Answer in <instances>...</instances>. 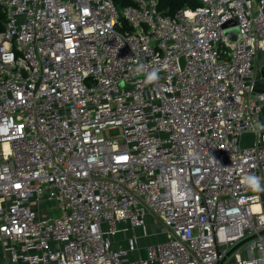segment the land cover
<instances>
[{
	"label": "built area",
	"instance_id": "1",
	"mask_svg": "<svg viewBox=\"0 0 264 264\" xmlns=\"http://www.w3.org/2000/svg\"><path fill=\"white\" fill-rule=\"evenodd\" d=\"M0 11V264H264V0Z\"/></svg>",
	"mask_w": 264,
	"mask_h": 264
},
{
	"label": "trees",
	"instance_id": "2",
	"mask_svg": "<svg viewBox=\"0 0 264 264\" xmlns=\"http://www.w3.org/2000/svg\"><path fill=\"white\" fill-rule=\"evenodd\" d=\"M118 9L122 11L128 5L133 4V0H114ZM159 9L166 15H173L182 8H197L200 0H158ZM5 14L0 11V31L4 28Z\"/></svg>",
	"mask_w": 264,
	"mask_h": 264
},
{
	"label": "water",
	"instance_id": "3",
	"mask_svg": "<svg viewBox=\"0 0 264 264\" xmlns=\"http://www.w3.org/2000/svg\"><path fill=\"white\" fill-rule=\"evenodd\" d=\"M237 24V20L236 19H231L228 23H226L225 25H236ZM229 36L232 38V40H239L240 39V34L238 29H234L232 31H229ZM261 73L262 76L264 77V66L261 68ZM256 91L258 92H264V79L259 80L256 83ZM254 139L255 136L252 133H245L242 135L241 137V147L246 148V147H252L254 144ZM247 240L246 239L244 241H242L241 243H239L238 245H236L229 253L228 255H230L236 248H238L241 244L245 243ZM221 264V263H220Z\"/></svg>",
	"mask_w": 264,
	"mask_h": 264
},
{
	"label": "rangeland",
	"instance_id": "4",
	"mask_svg": "<svg viewBox=\"0 0 264 264\" xmlns=\"http://www.w3.org/2000/svg\"><path fill=\"white\" fill-rule=\"evenodd\" d=\"M262 61H264V54H261V56H260V64L261 65H264V62H262ZM151 222L152 221H150L149 223H151ZM154 229H156V230L160 229L159 224H158L157 221L155 222ZM157 238H158V240H162L164 238V235L158 234L157 235ZM149 240H150L149 238H141L140 239V245L143 246V245L147 244L149 242ZM141 253H142V251H141ZM139 254L140 253H133L131 255L132 259H137V257L139 256Z\"/></svg>",
	"mask_w": 264,
	"mask_h": 264
},
{
	"label": "clouds",
	"instance_id": "5",
	"mask_svg": "<svg viewBox=\"0 0 264 264\" xmlns=\"http://www.w3.org/2000/svg\"><path fill=\"white\" fill-rule=\"evenodd\" d=\"M158 79V75L156 72H153L149 75L148 80L149 81H155ZM247 183L254 189V190H259L260 185H259V180L256 177H248L247 178Z\"/></svg>",
	"mask_w": 264,
	"mask_h": 264
}]
</instances>
